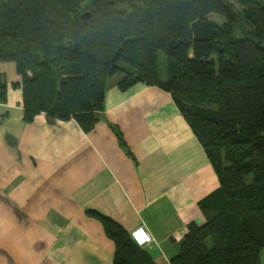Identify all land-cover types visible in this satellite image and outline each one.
<instances>
[{"label": "trees", "instance_id": "16d2710c", "mask_svg": "<svg viewBox=\"0 0 264 264\" xmlns=\"http://www.w3.org/2000/svg\"><path fill=\"white\" fill-rule=\"evenodd\" d=\"M0 60L16 63L27 122L44 113L93 130L117 74L122 91L170 92L220 182L171 264H262L264 0H0ZM90 212L116 243L115 264H154L122 225Z\"/></svg>", "mask_w": 264, "mask_h": 264}, {"label": "crops", "instance_id": "0c3cea01", "mask_svg": "<svg viewBox=\"0 0 264 264\" xmlns=\"http://www.w3.org/2000/svg\"><path fill=\"white\" fill-rule=\"evenodd\" d=\"M0 72V264H115L116 243L91 210L129 234L145 227L153 240L140 247L171 264L190 223L206 221L199 201L220 185L171 93L144 82L122 91L114 75L86 132L74 118L27 122L16 63L0 60Z\"/></svg>", "mask_w": 264, "mask_h": 264}, {"label": "built area", "instance_id": "2783aa9c", "mask_svg": "<svg viewBox=\"0 0 264 264\" xmlns=\"http://www.w3.org/2000/svg\"><path fill=\"white\" fill-rule=\"evenodd\" d=\"M130 235L133 241L139 246H144L153 240L152 236L143 226L133 230Z\"/></svg>", "mask_w": 264, "mask_h": 264}, {"label": "rangeland", "instance_id": "374dc122", "mask_svg": "<svg viewBox=\"0 0 264 264\" xmlns=\"http://www.w3.org/2000/svg\"><path fill=\"white\" fill-rule=\"evenodd\" d=\"M237 7H241L239 6V4H237ZM210 18L219 22V23H223L224 22V17L218 15V14H211L210 15ZM250 28H248L247 25H244L242 26V28L240 29L239 32H244V31H248ZM165 62H166V56L164 53H160V64H161V69H162V72L164 73V66H165ZM165 78V75L163 76ZM261 263L264 264V249H262V253H261Z\"/></svg>", "mask_w": 264, "mask_h": 264}, {"label": "water", "instance_id": "95a60500", "mask_svg": "<svg viewBox=\"0 0 264 264\" xmlns=\"http://www.w3.org/2000/svg\"><path fill=\"white\" fill-rule=\"evenodd\" d=\"M89 16H90V13H88V12H86V13L83 15L84 18H87V17H89ZM197 223L200 224V225H202V224H203V219H201V218L197 219Z\"/></svg>", "mask_w": 264, "mask_h": 264}]
</instances>
